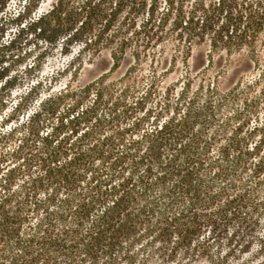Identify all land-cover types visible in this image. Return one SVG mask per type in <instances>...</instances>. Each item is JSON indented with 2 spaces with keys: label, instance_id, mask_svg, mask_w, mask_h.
I'll return each mask as SVG.
<instances>
[{
  "label": "trees",
  "instance_id": "16d2710c",
  "mask_svg": "<svg viewBox=\"0 0 264 264\" xmlns=\"http://www.w3.org/2000/svg\"><path fill=\"white\" fill-rule=\"evenodd\" d=\"M43 2L0 0V264H145L206 253L230 227L229 243L250 236L264 214L255 83L137 67L169 36L185 60L204 40L253 58L262 0ZM102 48L108 70L75 82L73 62ZM57 52L68 61L49 69Z\"/></svg>",
  "mask_w": 264,
  "mask_h": 264
},
{
  "label": "rangeland",
  "instance_id": "374dc122",
  "mask_svg": "<svg viewBox=\"0 0 264 264\" xmlns=\"http://www.w3.org/2000/svg\"><path fill=\"white\" fill-rule=\"evenodd\" d=\"M49 0H44L42 7L48 6ZM264 8V0L260 4ZM144 42L138 41L137 45H143ZM182 42L178 37L169 36L163 40H157L156 45L151 43L146 45V57L142 58L140 65L137 67L138 74L148 76L152 71L161 72L159 79L163 83L180 82L183 76L191 72L195 75V82H198L201 76L197 71L206 64L205 77L212 79L216 77L221 88L230 87L237 80L242 82L255 83V88L251 94H261V107H264V33H258L253 49L255 56L250 58L246 54L236 52H226L225 49L210 51L209 41H200L193 43L191 46V54L185 60L180 52ZM110 48H102V50L93 55L83 56L79 60H75L73 64L83 61V66L79 72L75 82L85 83L99 74L108 70L111 65ZM132 49V48H131ZM207 54H210L212 63H207ZM68 61L67 57L61 56L58 52L53 57H48L46 65L49 69H56ZM132 56L127 53L122 57L120 66L113 73V77L123 74L126 68L133 63ZM47 70V69H46ZM207 78V79H208ZM259 120L264 119V109L259 110ZM255 123V121H254ZM234 232V227H230L222 239H215L206 234L204 237L209 241L208 252L194 253L187 256L177 254L170 258H162L158 255H152L147 259L145 264H264V214L258 221L253 233L244 237L237 244L229 243L228 238ZM263 240V243H262ZM261 243L263 246H261ZM137 257L136 264H141L142 258Z\"/></svg>",
  "mask_w": 264,
  "mask_h": 264
},
{
  "label": "clouds",
  "instance_id": "9594fccd",
  "mask_svg": "<svg viewBox=\"0 0 264 264\" xmlns=\"http://www.w3.org/2000/svg\"><path fill=\"white\" fill-rule=\"evenodd\" d=\"M13 3H15V0H13Z\"/></svg>",
  "mask_w": 264,
  "mask_h": 264
}]
</instances>
